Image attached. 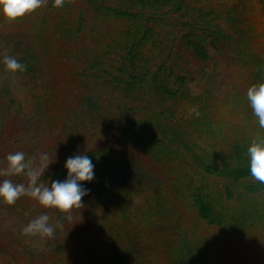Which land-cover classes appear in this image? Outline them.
I'll return each mask as SVG.
<instances>
[{"label": "trees", "instance_id": "trees-1", "mask_svg": "<svg viewBox=\"0 0 264 264\" xmlns=\"http://www.w3.org/2000/svg\"><path fill=\"white\" fill-rule=\"evenodd\" d=\"M53 4L48 0L14 21L0 12V66L4 55L27 66L19 73L36 104L60 103V93L53 101L46 89L55 74L57 86L75 82L110 91L105 98L119 103V116L101 104L99 92L81 88L85 105L99 104L106 140L80 146L79 131L68 139L78 146L61 155L46 153L53 162L38 183L63 182L66 160L86 154L95 165L94 186L70 219L27 195L13 205L0 197V206L12 214H47L60 225L55 241L45 246L30 248L16 237L8 245L3 239L5 263L206 264L212 252L218 258L226 247L241 250L235 264H264V183L252 178L247 153L264 129L246 95L264 83V0ZM218 62L227 69L220 85L207 79ZM13 135H0V160L15 152ZM138 153L148 166L124 175L120 187L107 188L106 172ZM9 179L28 184L25 175ZM142 194L140 213L131 212L132 196Z\"/></svg>", "mask_w": 264, "mask_h": 264}, {"label": "rangeland", "instance_id": "rangeland-1", "mask_svg": "<svg viewBox=\"0 0 264 264\" xmlns=\"http://www.w3.org/2000/svg\"><path fill=\"white\" fill-rule=\"evenodd\" d=\"M7 52V49L2 47V55ZM50 56V55H49ZM49 58V57H48ZM48 58L44 62V66H48ZM227 76V69L222 62H218L217 68H210L207 72V79L213 84L220 85L221 79ZM10 87L11 93L6 92V84ZM72 83H62L57 86L55 74H52L46 85L53 92V101L55 96L60 93V103L55 107L51 102L41 100L39 104L35 103L34 94L29 92L28 87L24 84L23 76L17 73H9L5 71V66H0V135L5 132L11 136V141L15 139L17 143L13 146V151L23 152L27 161L35 160L39 162L41 153H51L52 155L64 153L73 149L75 146L93 145L94 143H102L106 138H101L102 132L99 130L98 112L99 104L95 105L92 101L87 106L85 105L84 96L79 93L81 88L85 86L77 83L75 86ZM70 86L75 87L77 94L72 95L69 90ZM86 89V88H85ZM96 91L101 94V104H103L108 112L115 116H119V103L110 101L105 97L111 95L110 91L99 90L95 87L86 89ZM93 93V92H90ZM83 129H79V126ZM13 130L14 132H12ZM79 131H82L83 137L78 140L74 146L69 144V138H76ZM12 154V153H11ZM131 160L124 161L115 169L106 172L105 184L107 188L114 189L121 186L122 177L124 175H134L142 171L143 167L148 166L147 157L144 153H138L136 156H131ZM7 159L0 160V169L7 167ZM6 177V178H5ZM13 176L0 175L2 178L9 179ZM94 179L91 182H82V185L88 188H93ZM145 195H134L131 198L129 205L130 211L140 213L144 206ZM177 210L186 213V209L180 204ZM37 217L18 216L10 213L8 210L0 206V250L2 248L3 239L5 244H16V239H20L21 245H27L33 248L37 245L45 246L52 244L55 241L57 232L51 238L41 239L40 237H31L22 234V228L31 220ZM52 221L49 224L55 225L57 228L58 222L55 217H51ZM59 231H63L61 228ZM222 246H225L222 244ZM242 260V252L239 248H232L231 251L226 247H221L220 256L217 258L215 252H212V257L206 264H235ZM0 264H6L3 255L0 253Z\"/></svg>", "mask_w": 264, "mask_h": 264}, {"label": "clouds", "instance_id": "clouds-1", "mask_svg": "<svg viewBox=\"0 0 264 264\" xmlns=\"http://www.w3.org/2000/svg\"><path fill=\"white\" fill-rule=\"evenodd\" d=\"M47 2L48 0H0V12L8 21H14L46 5ZM66 2L74 3V0H54L53 6L63 7ZM3 63L5 71L9 73L23 72L27 67L9 55H4ZM246 95L258 119L259 127L264 129V83L252 85L248 88ZM191 111L197 116L200 115L195 108ZM247 153L250 158L252 178L264 183V137H254ZM6 159L7 167L0 169V175H25L28 178V184H14L10 179H5L0 183V197L3 198L5 204L13 205L22 195H27L46 208H57L68 214L69 219L72 209L84 205L82 197L88 195L90 190L86 189L81 182H91L94 179L95 167L88 155L77 154L68 158L65 163L68 170L67 178L63 182H51L50 187L38 183L40 177L53 162L49 160L46 153L40 154L38 163L35 160L27 161L23 152L8 154ZM49 220L50 217L47 214L40 215L22 228V234L41 239L53 237L56 226L49 224Z\"/></svg>", "mask_w": 264, "mask_h": 264}]
</instances>
